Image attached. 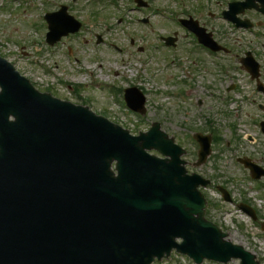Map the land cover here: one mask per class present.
Segmentation results:
<instances>
[{"label":"rangeland","instance_id":"obj_1","mask_svg":"<svg viewBox=\"0 0 264 264\" xmlns=\"http://www.w3.org/2000/svg\"><path fill=\"white\" fill-rule=\"evenodd\" d=\"M178 1L149 0L148 8L138 10L133 2L118 0L125 9L121 13L108 0H0V54L40 90L50 89L55 95L79 104L89 99L90 105L100 108L112 121L133 133L147 130L152 121H159L165 131L178 136L188 150H194L190 129L196 126L202 129L204 125L206 131L205 125L211 121L223 140L214 147L210 161L195 171L214 177L215 186H226L239 202L242 198L252 201L262 218L251 220L235 204L223 201L214 186L204 190L209 203L208 217L224 228L233 242L255 252L264 264V231L260 225L264 221V190H259L249 180L248 171L236 164L238 156L246 155L264 166L259 158L264 155V134L258 126L264 119V95L256 92L254 82H250L239 62L244 52L252 48L261 56L264 67V23L260 22L263 16L247 13L246 17L259 23L260 35H253L233 29L231 23L217 15L227 0H200L202 6L196 5V9H193V0H183L190 1L188 6ZM61 4L68 5L70 13L84 26L78 34L51 46L45 41L47 24L43 17ZM183 9L209 28L214 27L218 31L216 38L225 41L231 53H220L219 57L209 59L205 51L191 49L188 36L167 17L172 13L182 17ZM120 16H123L122 22H118ZM146 16L153 28H145L137 21ZM175 31L180 36L175 49L178 58L172 62L169 59L175 58V53L157 40V33L172 35ZM96 33L104 37L103 43H96ZM111 43L118 47L113 48ZM182 58L188 68L179 66L178 60ZM211 60L218 64L212 65ZM262 72L264 75V68ZM185 76L188 78L184 84L180 79ZM192 80L198 89L191 86ZM70 84L80 87L76 90ZM210 85L215 93L208 96ZM130 86L142 87L149 95L148 111L141 117L122 106L123 99L117 92L119 87ZM187 88L191 91L183 94ZM248 132L254 141L247 139ZM186 158L191 160L189 156ZM216 203L218 206H214ZM155 264L192 263L186 257L174 255L167 262ZM228 264H239V260Z\"/></svg>","mask_w":264,"mask_h":264},{"label":"water","instance_id":"obj_2","mask_svg":"<svg viewBox=\"0 0 264 264\" xmlns=\"http://www.w3.org/2000/svg\"><path fill=\"white\" fill-rule=\"evenodd\" d=\"M48 19L54 37L60 26ZM0 61V119L6 125L0 136V264H150L181 229L163 228L172 220L164 211H180L198 229L208 226L183 211L187 205L191 214L202 213L193 181L161 161L156 168L163 178L150 168L143 149L163 147L162 141H149L150 134L131 139L99 122L70 119L48 104L24 120L16 95L31 86ZM9 98L18 117L12 123L6 116L15 111L4 114ZM113 158L118 177L110 169ZM216 242L218 252L199 250L196 258H222L230 249L243 264H255L240 248ZM201 243L211 249L212 242L202 237ZM186 248L191 251L193 242Z\"/></svg>","mask_w":264,"mask_h":264}]
</instances>
